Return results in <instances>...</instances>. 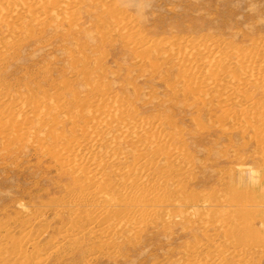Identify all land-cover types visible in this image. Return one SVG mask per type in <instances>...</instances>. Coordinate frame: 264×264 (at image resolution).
I'll use <instances>...</instances> for the list:
<instances>
[{
  "label": "rangeland",
  "instance_id": "1",
  "mask_svg": "<svg viewBox=\"0 0 264 264\" xmlns=\"http://www.w3.org/2000/svg\"><path fill=\"white\" fill-rule=\"evenodd\" d=\"M31 1L0 0V264H264V0Z\"/></svg>",
  "mask_w": 264,
  "mask_h": 264
},
{
  "label": "bare ground",
  "instance_id": "2",
  "mask_svg": "<svg viewBox=\"0 0 264 264\" xmlns=\"http://www.w3.org/2000/svg\"><path fill=\"white\" fill-rule=\"evenodd\" d=\"M30 1H31V0H30ZM52 1H53V0H52ZM55 1H56V0H55ZM61 1H63V0H61ZM66 1H67V0H66ZM68 1H69V0H68ZM68 1H67V2H68ZM10 2H11V0H10V1L8 0V2H7L8 5H9ZM20 2H21V1H20ZM25 2H27V1H25ZM31 2H32V1H31ZM31 2H30V3H31ZM48 2H49V1H48ZM69 2H70V1H69ZM69 2H68V3H69ZM0 3H1V2H0ZM7 3H6V4H7ZM12 3H13V1H12ZM12 3H11V4H12ZM22 3H23V1L21 2V4H22ZM43 3H45V2H43ZM57 3H59V1H57ZM65 3H66V2H65ZM71 3H72V2H71ZM71 3H69V4H71ZM28 4H29V2H28ZM46 4H47V3H46ZM54 4H56V3L54 2ZM72 4H73V3H72ZM2 5H4V4H2ZM12 5H13V4H12ZM12 5H10V8H11V7L13 8ZM17 5H18V4H17ZM22 5H23V4H22ZM42 5H43V4H42ZM42 5H41V6H42ZM57 5H58V4H57ZM57 5H55V6H57ZM4 6H5V5H4ZM4 6H2V7H4ZM6 6H7V5H6ZM26 6H27V4L25 5L24 8H26ZM33 6H34V5H33ZM46 6H47V5H46ZM64 6H65V5H64ZM69 6H70V5H69ZM69 6H68V7H69ZM2 7H1V8H2ZM15 7H16V6H15ZM28 7H29V6H28ZM16 8H17V7H16ZM22 8H23V7H22ZM24 8H23V9H24ZM46 8H47V7H46ZM69 8H70V7H69ZM2 9H3V8H2ZM23 9H22V10H23ZM27 9H28V8H27ZM41 9H42V8H41ZM44 9H45V8H44ZM4 10L6 11V8H5ZM22 10H21V11H22ZM29 11H30V9H29ZM44 11H46V10H44ZM9 12H10V11H9ZM16 12H19V10L16 11ZM23 12H24V11H22V13H23ZM69 12H70V10H69ZM4 13H5V12H3V14H4ZM6 13H7V12H6ZM6 13H5V14H6ZM25 14H26V13H25ZM69 14H70V13H69ZM7 15H8V14H7ZM7 15H6V16H7ZM13 15H14V14H13ZM36 15H37V14H36ZM10 16H11V15H10ZM64 16H65V15H64ZM2 17H3V16H2ZM7 17H8V16H7ZM21 17H22V15H21ZM21 17H20V18H21ZM0 18H1V17H0ZM10 20H11V18H10ZM16 20H17V19H16ZM7 21H8V20H7ZM4 22H5V21H4ZM8 22H9V21H8ZM10 22H11V21H10ZM10 22H9V23H10ZM207 44H208V43H207ZM214 44H215V43H214ZM214 44H213L212 46H214ZM173 45H174V44H173ZM174 46H175V45H174ZM197 46H198V45H197ZM210 46H211V45H210ZM212 46H211V47H212ZM216 46H218V45H216ZM181 47H182V46H181ZM191 47H192V46H191ZM218 47H219V46H218ZM172 48H174V47H172ZM205 48H207V47H205ZM209 48H210V47H208V49H206V50H209ZM213 48H214V47H213ZM215 48H216V47H215ZM193 49H195V48L193 47ZM197 49H199V48H197ZM197 49H196V50H197ZM201 49H202V48H201ZM174 50H175V49H174ZM177 50H178V49H177ZM179 50H180V49H179ZM179 50H178V51H179ZM186 50H187V49H186ZM203 50H204V49H203ZM211 50H212V49H211ZM211 50H210V51H211ZM217 50H218V49H217ZM219 50H220V47H219ZM193 51H194V50H193ZM201 51H202V50H200L199 53H200ZM212 51H214V49H213ZM215 51H216V50H215ZM215 51H214V52H215ZM180 52H181V51H180ZM208 52H209V51H208ZM208 52H206V53H208ZM216 52H217V51H216ZM218 52H219V51H218ZM218 52H217V53H218ZM182 53H183V52H182ZM206 53H204V55H205ZM211 53H212V52L208 53L210 57L213 55V53H212V54H211ZM189 54H193V53H189ZM189 54H185V56H186V55L188 56ZM194 54H195V53H194ZM178 55H179V54H178ZM215 55H216V54H215ZM217 55H218V54H217ZM247 55H248V54H247ZM187 56H186V57H187ZM192 56H193V55H192ZM224 56H226V55H224ZM183 57H184V56H183ZM183 57H182V58H183ZM190 57H191V55H190ZM212 57H213V56H212ZM217 57H219V55H218ZM245 57H246V56H245ZM248 57H249V56H248ZM255 57H256V56H255ZM195 58H196V57H195ZM238 58H239V57H238ZM240 58H241V57H240ZM184 59H185V57H184ZM192 59H193V57H192L190 60H192ZM213 59H214V57H213ZM213 59H211V60H213ZM220 59H221V58H220ZM222 59H224V57H223ZM245 59H246V58H245ZM251 59H252V57H251ZM255 59H256V58H255ZM257 59H259V57H257ZM260 59H261V58H260ZM208 60H209V59H208ZM208 60L206 59V61H208ZM214 60H215V59H214ZM252 60H253V59H252ZM197 61H198V60H197ZM201 61H202V60H201ZM209 61H210V60H209ZM217 61L219 62V58L217 59ZM229 61L231 62V59H230ZM237 61H238L237 63H239L240 60H237ZM248 61H249V60H248ZM189 62H190V61H189ZM194 62H195V61H194ZM212 62H213V61H212ZM241 62H242V61H241ZM245 62H246V60H245ZM254 62H255V61H254ZM187 63H188V62H187ZM195 63H196V62H195ZM195 63H194V64H195ZM206 63H207V62H206ZM208 63H209V62H208ZM247 63H248V62H247ZM255 63H256V62H255ZM261 63H262V62H261ZM261 63H260V65H261ZM225 64H226V63H225ZM228 64H229V63H228ZM243 64H244V63H243ZM257 64H258V63H257ZM257 64H256V65H257ZM185 65H186V64H185ZM187 65H188V64H187ZM199 65H200V64H199ZM218 65H219V64H218ZM246 65H247V64H246ZM253 65H254V64H253ZM182 66H184V65H182ZM190 66H191V65H190ZM192 66H193V65H192ZM195 66H198V65L195 64ZM212 66H213V64H212ZM212 66H210V68H211ZM216 66H217V64H216ZM219 66H220V65H219ZM219 66H217V67H219ZM226 66H227V64H226ZM242 66H243V65H242ZM248 66H249V64H248ZM248 66H247V67H248ZM251 66H252V64H251ZM263 66H264V65H263ZM187 67H188V66H187ZM187 67H186V69H187ZM221 67H222V66H221ZM223 67H224V65H223ZM229 67H230V66H229ZM239 67L241 68V65H240ZM252 67H253V66H252ZM257 67H258V66H257ZM257 67H254V68L256 69ZM188 68H189V67H188ZM191 68H192V67H191ZM210 68H209V69H210ZM249 68H250V67H248L247 70H248ZM184 69H185V68H184ZM195 69H196V68H195ZM225 69H226V68H225ZM241 69H242V71H243V68H241ZM245 69H246V68H245ZM245 69H244V70H245ZM255 69H254V70H255ZM260 69L263 70L264 67H263V69H262V68H260ZM188 70H189V69H188ZM193 70H194V69H193ZM207 70H208V69H207ZM210 70H211V69H210ZM251 70H252V69H251ZM254 70H253V73H252V74H257V73H259V72L254 73ZM257 70H258V69H257ZM261 70H260V71H261ZM213 71H214V70H212L211 73H213ZM263 71H264V70H263ZM184 72H185V71H184ZM219 72H220V68H219ZM222 72H223V69H222ZM225 72H226V70H225ZM248 72H249V70H248ZM261 73H262V71H261ZM219 74H220V73H218V75H219ZM225 74H226V73H225ZM245 74H246V73H245ZM249 74H250V73H249ZM213 75H214V74H213ZM221 75H222V74H221ZM262 75H263V74H262ZM214 76H215V75H214ZM219 76H220V75H219ZM223 76H224V75H223ZM233 76H235V74H234ZM247 76H248V75H247ZM252 76L255 77V75H252ZM257 76H258V74H257ZM190 77H191V76H190ZM260 77H262V76L260 75ZM260 77H259V78H260ZM212 78H216V77H212ZM221 78H222V76H221ZM252 78H253V77H252ZM259 78L257 77L258 80H259ZM263 78H264V77H263ZM185 79H186V78H185ZM189 79H190V78H189ZM218 79H219V78H217V80H218ZM235 79H236V78L234 77V80H235ZM257 79H255V81H256ZM260 79H261V78H260ZM186 80H188V79H186ZM191 80H192V79H191ZM191 80H190V81H191ZM219 80H220V79H219ZM237 80H238V79H237ZM252 80H253V79H252ZM208 81H209V79H208ZM227 81H228V80H227ZM255 81H254V82H255ZM260 81H261V80H260ZM262 81H264V80H262ZM212 82H213V81H212ZM216 82H217V81H216ZM228 82H229V81H228ZM233 82H234V81H232V83H233ZM238 82H240V84L242 83V82L239 81V80H238ZM238 82H237V83H238ZM257 82H259V81H257ZM203 83H204V82H203ZM203 83L201 82V84H200V82H199L197 85L200 84V85L202 86ZM205 83H206V82H205ZM208 83H209V82H208ZM217 83H218V82H217ZM217 83H216V85H217ZM263 83H264V82H263ZM211 84H212V83H211ZM211 84H210V85H211ZM213 84H215V83H213ZM213 84H212V85H213ZM223 84H224V83H223ZM223 84L220 85V89H221V86H223ZM235 84H236V83H235ZM235 84H234V86H235ZM240 84H239V87H241V86H242V88L245 87V86L243 87V85L240 86ZM243 84H244V83H243ZM261 84H262V82H261ZM261 84H260V85H261ZM207 85H209V84H207ZM258 85H259V84H258ZM263 85H264V84H263ZM196 87H198V86H196ZM203 87H204V86H203ZM208 87H209V86H208ZM210 87H211V86H210ZM210 87H209V88H210ZM213 87H214V86H213ZM236 87H237V86H236ZM205 88H206V86H205ZM242 88H239V89H242ZM261 88H262V87H261ZM196 89H197V88H196ZM201 89H202V88H201ZM201 89H200V90H201ZM234 89H235V88H234ZM263 89H264V88H263ZM200 90H199V92H200V94H201L202 90H201V91H200ZM203 90H204V89H203ZM210 90H211V88H210ZM196 91H197V90H196ZM205 91L208 92L207 90H205ZM239 91H240V90H239ZM202 93H203V92H202ZM227 93H228V92H227ZM229 93H230V92H229ZM206 94H207V93H206ZM202 95H203V94H202ZM227 95H228V94H227ZM224 96H225V95H224ZM203 97H205V96H203ZM226 97H227V96H226ZM226 97H225V98H226ZM220 101H221V99H220ZM230 101H232V99H231ZM227 103H229V102H227ZM248 103H250V102L248 101ZM224 104H225V103H224ZM227 105H228V104H227ZM252 105H253V104H252ZM247 107H248V106H247ZM251 107H252V106H251ZM254 107H255V106H254ZM33 109H34V108H33ZM35 110H36V109H35ZM245 110H246V109H245ZM37 111H39V110H37ZM39 112H41V110H40ZM241 112H242V111H241ZM114 113L117 114V112H114ZM115 116H116V115H115ZM256 116H257V115H256ZM260 119H261V118H260ZM253 120H254V119H253ZM261 120H262V119H261ZM246 121H247V120H246ZM258 128H259V127H258ZM92 129H93V127H92ZM254 129H255V128H254ZM91 132H92V131H91ZM260 134H261V133H260ZM258 137H259V136H258ZM257 139H259V138H257ZM257 139H256V140H257ZM259 140H260V139H259ZM259 142H260V141H259ZM263 144H264V143H262V145H261L262 148L264 147ZM76 148H77V147H76ZM262 148H261V149H262ZM85 149H86V145L78 146V148H77V150H79L78 153H79V152L82 153ZM263 150H264V149H263ZM81 151H82V152H81ZM259 152H260V151H259ZM80 153H79V154H80ZM258 155H259V154H258ZM262 157H263V156H262ZM67 158H68V157H67ZM80 158H81V156H80ZM87 158H88V157H87ZM69 159H70V158H69ZM69 159L66 160V162H65V164H66L68 167H69L70 164H71V165H73L75 168H76V166L81 168V167L83 166V164L85 163V161H84V163H83V161H81V159L78 160V161H72L73 158H72L71 160H69ZM77 159H79V158H77ZM83 159H84V158H82V160H83ZM91 159H92V158H91ZM88 161H89V160H88ZM88 161H86V162H88ZM90 162H92V161H90ZM90 162H89V163H90ZM82 163H83V164H82ZM144 164H145V163H144ZM145 165H147V164H145ZM86 166H87V165H86ZM65 167H66V166H65ZM70 167H71V166H70ZM82 168H83V167H82ZM70 169H71V168H70ZM80 171H81V169H80ZM71 172H72V170H71ZM80 174H81V173H80ZM86 175H87V177H88V174H86ZM86 175H85V176H86ZM89 176H90V178H89V183H90V181H92L91 183H93L94 181H97V179H96L97 173H95V172H91ZM141 176H142V175H141ZM84 178H86V177H84ZM143 178H144V177H143ZM143 178H142V180L144 181L145 179H143ZM138 179L140 180L139 176H138ZM138 179H137V180H138ZM78 180H79V179H78ZM81 180H83V179H81ZM99 180H100V179H99ZM99 180H98V181H99ZM83 181H84V180H83ZM83 181H82V182H83ZM85 181H87V180H85ZM98 181H97V182H98ZM97 182H95V183H97ZM137 182H138V181H137ZM140 182H142V181H140ZM98 184H99V182H98ZM136 184H137V183H136ZM129 185H130V184H129ZM137 185H138V184H137ZM96 186H97V185H96ZM125 187H126V186H125ZM135 189H136V188H135ZM142 189H143V188H142ZM155 189H157V188H155ZM122 190H123V188H122ZM125 190H126V189H125ZM120 191H121V190H120ZM121 192H122V191H121ZM124 192H125V191H124ZM135 192H136V191H135ZM149 193H150V191H149ZM123 194H124V193H123ZM221 195H222V194H221ZM93 196H94V195H93ZM118 196H119V195H118ZM126 196H127V195H126ZM142 196L144 197L145 195H142ZM147 196H148V195H146V197H147ZM84 197H85V196H84ZM89 197H90V196H89ZM98 197H99V196H98ZM120 197H121V196H120ZM156 197H157V196H156ZM158 197H159V196H158ZM96 198H97V197H96ZM107 198H108V196L106 197V199H107ZM117 198H118V197H117ZM108 199H109V198H108ZM153 199H154V198H153ZM87 200H88V198H87ZM94 200H95V199H94ZM119 200H120V199H119ZM123 200H124V198H123ZM127 200H128V198H127ZM130 200H131V199H130ZM140 200H141V199H140ZM213 200H214V199H213ZM100 201H101V200H100ZM100 201H99V202H100ZM121 201H122V200H121ZM145 201H146V200H145ZM161 201H162V200H161ZM116 202H117V201H116ZM135 202H136V201H135ZM151 202H152V200H151ZM162 202H163V201H162ZM162 202H160V203H162ZM167 202H168V201H167ZM80 203H81V202H80ZM120 203H121V202H120ZM120 203H119V204H120ZM143 203H144V205H143L144 207H146V206H147V208H148L149 206L151 207V205H147L145 202H143ZM143 203H142V204H143ZM85 204H86V203H85ZM102 204H103V203H102ZM105 204H106V203H105ZM123 204H124V203H123ZM125 204H126V205H134V204H135L134 207H137V208H138L139 205H140V204H138V202H137V204H136V203H132V204H131V203H129V204L125 203ZM145 204H146V205H145ZM151 204H153V203H151ZM213 204H214V203H213ZM225 204H226V203H225ZM76 205H77V204H76ZM80 205H81V204H80ZM82 205H84V204H82ZM82 205H81V206H82ZM92 205H93V203H92ZM92 205L90 204V206H92ZM106 205H107V204H106ZM120 205H121V204H120ZM136 205H137V206H136ZM160 205H162V204H160ZM77 206H79V205H77ZM81 206H79V207H81ZM114 206H115V205H114ZM118 206H119V205H118ZM121 206H122V205H121ZM141 206H142V205H141ZM141 206H140V208H141ZM75 207H76V206H75ZM79 207H78V208H79ZM104 207H105V206H104ZM104 207H103V208H104ZM111 207H112V206H111ZM119 207H120V206H119ZM123 207H126V206H123ZM127 207H133V206H127ZM160 207H161V206H160ZM94 208H95V207H94ZM98 208H99V207H98ZM115 208H116V207H115ZM120 208H121V207H120ZM151 208L153 209V206H152ZM218 208H220V207H218ZM75 209H76V208H75ZM99 209H100V208H99ZM101 209H102V208H101ZM104 209H105V208H104ZM118 209H119V208H118ZM93 210H94V209H93ZM93 210H92L91 213H93V212L96 211L97 209L94 210V211H93ZM107 210H108V208H107ZM131 210H132V209H131ZM136 210H137V209H136ZM146 210H147V209H146ZM148 210H150V208H149ZM148 210H147V211H148ZM79 211H80V210H79ZM129 211H130V210H129ZM227 211H228V210H227ZM227 211H226V212H227ZM73 212H74V210H73ZM87 212H88V211H87ZM98 212H99V211H98ZM98 212H97L96 214H98ZM101 212H102V211H101ZM101 212H100V213H101ZM104 212H105V211H104ZM104 212H103V213H104ZM199 212H200V211H199ZM220 212H221V211H220ZM228 212H229V211H228ZM103 213H102V214H103ZM130 213H131V212H130ZM229 213H230V212H229ZM109 214H110V213H109ZM111 214H112V213H111ZM211 214H212V213H211ZM214 214H215V213H214ZM88 215H89V214H88ZM94 215H95V213H94ZM99 215H100V214H99ZM129 216H130V215H129ZM94 217H95V216H94ZM98 217H99V216H98ZM103 217H104V215H103ZM226 217H227V215H226ZM96 218H97V217H96ZM105 218H106V217H105ZM213 218H215V217H213ZM131 219H132V218H131ZM134 219H135V218H134ZM134 219H133V220H134ZM208 219H209V218H208ZM226 219H227V218H226ZM102 220H103V219H102ZM133 220H132V222H133ZM212 220H213V219H212ZM100 221H101V220H100ZM107 221H108V219H107ZM134 221H136V220H134ZM221 221H223V220H221ZM221 221H220V222H221ZM108 222H109V221H108ZM223 222H225V220H224ZM221 223H222V222H221ZM100 224H101V223H100ZM102 225H103V224H102ZM224 225H225V224H224ZM135 226H136V225H135ZM222 226H223V225H222ZM225 226H226V225H225ZM98 227H99V226H98ZM139 227H140V226H139ZM92 229H93V228H92ZM100 229H101V228H100ZM107 229H108V228H107ZM98 230H99V228H98ZM102 231H103V230H102ZM103 233H104V232H103ZM103 233H102V234H103ZM106 234H107V233H106ZM71 236H72V235H71ZM69 237H70V236H69ZM72 237H73V236H72ZM218 247H219V246H218ZM215 248L217 249V247H215ZM224 254H225V253H224ZM224 254H223V255H224ZM219 260H222V259H219ZM216 261H218V259H217ZM214 262H215V261H214ZM214 262H213V263H214ZM215 263H216V262H215ZM218 264H222V263H218Z\"/></svg>",
  "mask_w": 264,
  "mask_h": 264
}]
</instances>
